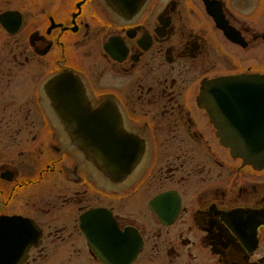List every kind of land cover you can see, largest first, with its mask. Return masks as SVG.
<instances>
[{
	"label": "flooded vegetation",
	"instance_id": "af4514ba",
	"mask_svg": "<svg viewBox=\"0 0 264 264\" xmlns=\"http://www.w3.org/2000/svg\"><path fill=\"white\" fill-rule=\"evenodd\" d=\"M141 6L118 17L109 0H0V230L20 264H110L87 238L91 213L137 238L127 264H264V163L220 141L232 119L264 116V92L224 83L264 80V0ZM63 71L82 94H56ZM61 95L141 141L133 178L89 176L70 142L83 134L57 124Z\"/></svg>",
	"mask_w": 264,
	"mask_h": 264
},
{
	"label": "water",
	"instance_id": "95a60500",
	"mask_svg": "<svg viewBox=\"0 0 264 264\" xmlns=\"http://www.w3.org/2000/svg\"><path fill=\"white\" fill-rule=\"evenodd\" d=\"M109 1L112 4V11L118 17L119 15H136L144 2V0H129L126 3H121L117 0L118 5H116L112 0ZM125 4L126 6L130 5L128 10L119 8ZM53 80L56 82V94L63 92L57 86L64 88V92L77 93L78 91L79 94H82L83 89L80 81H77L75 75L69 71H63L55 75L54 78H51V82ZM225 83L231 85L243 84V88L246 89L247 84L259 83L264 85V80L257 81L250 77L239 76L229 77ZM77 87H81V90ZM254 91L264 92V87ZM57 98L53 103L55 104L56 117H58L57 124L63 127L66 132L83 134L82 139L71 138L70 142L71 145L77 147L76 149L82 153L94 170L97 168L98 173L101 172L105 179L116 185L133 178L138 173L139 166L144 158L141 141L126 134L121 129L119 131L114 130V126L109 123L110 119L104 114H98V111H92L89 105L74 102L67 103L64 106L63 95L60 96V101H57ZM262 103L244 102L240 104V107L257 106L262 105ZM231 121L234 129H228L227 134L229 136L221 138V142L228 145L234 154L247 162L264 163V122L243 121L241 123L240 120L235 119ZM92 173L95 174L93 171ZM107 218L101 217V214L97 213L88 215V222L92 226L87 227V238L94 251L104 262L127 264L136 254L138 240L132 238L133 233L131 234V232L122 234L117 232L113 223ZM104 226H108V228L106 229ZM102 227L104 228L103 232ZM18 237L25 239L20 234H18ZM12 239L13 236L10 231L0 230V264H20L23 260L25 251L12 250L10 246ZM127 241L128 243L131 241L132 245L128 244L126 246ZM25 243L21 240L18 244H24L25 246Z\"/></svg>",
	"mask_w": 264,
	"mask_h": 264
},
{
	"label": "bare ground",
	"instance_id": "6f19581e",
	"mask_svg": "<svg viewBox=\"0 0 264 264\" xmlns=\"http://www.w3.org/2000/svg\"><path fill=\"white\" fill-rule=\"evenodd\" d=\"M82 156V155H81ZM89 166H91V165H89ZM90 169L95 173V174H97V176H99L100 177V179H102L103 177H101L92 167H90Z\"/></svg>",
	"mask_w": 264,
	"mask_h": 264
},
{
	"label": "rangeland",
	"instance_id": "374dc122",
	"mask_svg": "<svg viewBox=\"0 0 264 264\" xmlns=\"http://www.w3.org/2000/svg\"><path fill=\"white\" fill-rule=\"evenodd\" d=\"M91 175L93 176V174L91 173Z\"/></svg>",
	"mask_w": 264,
	"mask_h": 264
}]
</instances>
